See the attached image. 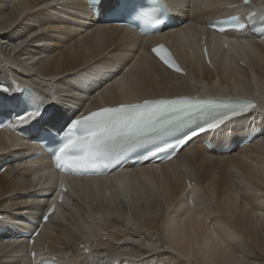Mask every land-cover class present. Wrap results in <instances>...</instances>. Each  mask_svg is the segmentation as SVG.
Instances as JSON below:
<instances>
[{
	"label": "bare ground",
	"instance_id": "bare-ground-1",
	"mask_svg": "<svg viewBox=\"0 0 264 264\" xmlns=\"http://www.w3.org/2000/svg\"><path fill=\"white\" fill-rule=\"evenodd\" d=\"M238 2L166 0L178 28L183 26L179 33L174 30L163 37L140 38L125 28L100 23L92 17L84 0H0V19L7 17V21H0V31L9 30L8 24H15L19 15L34 11L36 14L29 16L33 22L58 35L41 33L35 40L42 44L39 49L28 47L22 54L27 67L15 57L7 60L5 63L10 66L0 72L2 84L8 89L13 87L9 84L12 77L18 88L25 85L44 97L45 107L56 110V120L49 119L51 124L84 107H91L90 112L121 101L172 98L187 93L227 99L245 96L256 103L248 116L231 120L219 130L197 138L165 164L122 169L106 176L79 177L54 172L39 146L10 131L0 130V168H5L0 173L4 183L0 188V227L31 226V229L35 224L34 249L50 250L60 257L62 264H247L248 258L244 257L247 253L242 249L246 242L264 254V40L246 34L242 39L225 41L227 48L224 49V43H216L219 36L211 33L214 69L211 71L198 61V37L201 33L207 34L203 24L248 8L238 7ZM108 5L112 7L111 1L104 0L100 11L107 10ZM251 6L259 13L264 12V0H251ZM21 30L30 32V27L22 25L4 37L15 42ZM82 30L88 31V37L82 42L74 41ZM31 34L30 37L34 36ZM159 39L169 40L187 70L186 77L169 72L149 54L148 45ZM70 41L73 42L68 45ZM182 44L188 46L190 58L180 50ZM0 55L3 56L1 50ZM35 55L41 60L35 70L42 78L31 74L34 68L29 65ZM235 57L245 67L238 65ZM8 96L9 93H0V100ZM6 107L1 109L2 113ZM253 130L256 138L239 149L240 140ZM206 139L210 150L203 145ZM227 145L232 146L229 153L216 152ZM192 174L197 182L188 179L192 183L186 185L185 179ZM61 183L68 192L57 189L63 193V201L57 203L55 215L37 228L38 213L49 200L43 194ZM71 197L79 199L82 206L70 203ZM160 197L163 204L159 203ZM120 199L127 200V207L130 203L129 216L120 209ZM162 205L164 213L156 224L161 239L149 236L139 242V236L133 234L137 221L152 223L156 209ZM66 215L71 220V228L52 226ZM211 215L216 217L210 220ZM115 219L119 220L118 224ZM107 221L114 224L112 228L103 227L101 223ZM116 226L127 227L128 232L117 230ZM56 229L60 230L62 242L56 238ZM96 231L102 233L96 234ZM10 235L12 232L0 236V264L41 261V257H25L26 244L21 239L5 240ZM93 236L97 240L89 245ZM76 241L86 244L84 250L74 249ZM141 246L144 247L141 249ZM160 247L173 252L156 254L153 250ZM102 248H108L106 258ZM71 251L74 254L70 255Z\"/></svg>",
	"mask_w": 264,
	"mask_h": 264
},
{
	"label": "snow or ice",
	"instance_id": "snow-or-ice-1",
	"mask_svg": "<svg viewBox=\"0 0 264 264\" xmlns=\"http://www.w3.org/2000/svg\"><path fill=\"white\" fill-rule=\"evenodd\" d=\"M162 10V5L160 6ZM157 8L140 14L146 27L157 28L164 23L161 18H154ZM232 28L244 29L245 24L236 18L229 21ZM223 27L219 31L223 32ZM264 32V29H261ZM168 68L176 72L177 67L161 48L152 50ZM20 109L14 117L16 124H29L36 117L43 115L41 97L25 90L22 98H17ZM255 107L247 102H229L211 99L176 97L169 99L144 100L140 103H121L116 107H101L87 115L71 121L63 129L58 148L54 156V165L58 171L72 175H99L120 162L122 155L141 145L151 144L160 137L168 136L197 118L214 114L207 122V130H215L231 116ZM11 126V125H10ZM199 131L206 129L198 125ZM182 133L176 137L175 144L164 141L165 146L153 144L145 158L156 156L160 152L175 151L188 139L197 135ZM171 158V155H168ZM52 210L50 209L49 212ZM47 221L48 216L44 217Z\"/></svg>",
	"mask_w": 264,
	"mask_h": 264
},
{
	"label": "rangeland",
	"instance_id": "rangeland-1",
	"mask_svg": "<svg viewBox=\"0 0 264 264\" xmlns=\"http://www.w3.org/2000/svg\"><path fill=\"white\" fill-rule=\"evenodd\" d=\"M44 13H46L44 10H42ZM188 11L190 12V9L188 8ZM29 13H27V12H25V13H23V12H21L20 14H24V16H22L21 15V17H20V15H19V20L14 24V26L12 27L11 25H13V24H11V22L9 23L10 24V26H9V24H8V27H10V29L9 30H3L4 31V33H3V31H0V44H1V46H0V50H1V54L3 55L2 57H1V55H0V63L1 62H4V63H1V65L3 66H1L0 67V72H1V70H7L8 69V67L10 66L9 64L7 65L5 62L7 61V60H13V58L14 59H16L17 58V60L19 59L20 60V62L21 63H23V64H25V66H26V61L24 60L25 58V56L24 55H22V54H24L25 53V51H26V49H29V48H32V50L33 49H39L38 48V46H40V45H42L41 43H39L38 41L36 42L35 40H36V38H37V40H38V37L40 36V34L41 33H45L46 35H49V34H52V33H50V31L49 30H46V28L43 30V27H39L38 25H39V23L37 22V21H35V22H33V19H32V17L30 18L29 16L30 15H35L36 13L33 11V12H31L30 13V11H28ZM4 15L6 14V11L3 13ZM47 14V13H46ZM37 15H39L40 17H42V14H40V13H37ZM28 17H29V19H31L32 21H29L28 20ZM2 19H4V20H2ZM2 19H0V21L2 22H4V21H7V17H6V19L5 18H2ZM24 19V20H23ZM27 20V21H26ZM35 20V19H34ZM54 20V19H53ZM23 22V23H22ZM26 22V23H25ZM29 22V23H28ZM33 23V24H32ZM26 24H28L29 25V27H30V32H26V31H20V32H18V38H16L15 40V42H10L9 40H7L4 36H6V35H9V34H11L12 32H14L13 30H18V28H22V25H23V27L26 25ZM31 25V26H30ZM15 28V29H14ZM42 28V29H41ZM34 29V30H33ZM11 31V32H10ZM26 32V33H25ZM31 32H33L32 34H31ZM31 34V36L34 34V36H32V37H30V35L29 34ZM87 33H88V31H80L79 32V34H77L75 37H74V41H78V42H82L83 40H85L87 37H88V35H87ZM6 34V35H5ZM89 34V33H88ZM24 35V36H23ZM26 35H29L28 37L26 36ZM59 35H62V34H59ZM50 36H52V37H56V36H58V35H56V33H54V34H52V35H50ZM57 38H61V36H59V37H57ZM73 41H70L69 43H68V45L69 44H71ZM87 42V41H86ZM15 43V44H14ZM13 47H15V48H13ZM29 47V48H28ZM35 47V48H34ZM62 48H65V47H62ZM79 52H81V50L79 51ZM6 53V54H5ZM11 54H12V56H11ZM13 54H14V57H13ZM15 54H18V55H15ZM8 55V56H7ZM5 56H7L6 57V60H5ZM16 57V58H15ZM19 57V58H18ZM3 58V59H2ZM21 58V59H20ZM23 58V59H22ZM34 58L35 59H33L32 60V64H30L29 65V67L30 68H34V69H31V72H33V73H31V74H34V77H39V75L37 74V71L35 70V68L38 70V67H39V64L41 63V60H40V58H38L36 55L34 56ZM38 59V60H37ZM2 60V61H1ZM4 60V61H3ZM11 60V61H12ZM18 60V61H19ZM39 60H40V63H39ZM34 61V62H33ZM38 63V64H37ZM34 64V65H33ZM33 66V67H32ZM38 66V67H37ZM6 67V68H5ZM27 67V66H26ZM35 72V73H34ZM20 73H22L21 71H20ZM39 78H42V77H39ZM34 87H36V86H34ZM37 88V87H36ZM53 88H55V87H50V89L51 90H53ZM39 89V88H38ZM46 93H48V92H46ZM41 96V98H44L42 95H40ZM182 160H186V158H182ZM192 169V168H191ZM192 172H194L193 174H195V168H193V170H192ZM192 174V176L190 175L189 176V178L188 179H192V182H197V180H196V176L195 175H193ZM195 178V179H194ZM2 185H4V183H2V181L0 180V188L2 187ZM2 190V189H1ZM74 197H71V200H70V203H72V204H74V205H79V206H82L81 205V203H80V200L79 199H77V198H75L76 200H74L73 199ZM124 200V202H122V204H120L121 206H120V209L121 210H123L124 211V213H126L127 215H130V203H128L129 204V209H128V207H127V205H126V203H127V200L126 199H123ZM73 201V202H72ZM126 201V202H125ZM159 203L160 204H163V201H162V199H161V197L159 198ZM68 209V208H67ZM164 206L162 205V208L160 207V208H158V209H156V212H155V215H154V219H153V221H152V223H146V222H144V223H141V221L139 222V221H137V223H136V230H135V232L133 233V234H135V235H137V236H139V238H137L138 239V241L139 242H144V241H146L147 239H148V237L149 236H154V239L156 240V239H158V238H160L161 239V236H160V232H158V228H157V222L159 221V219L161 218V216H162V214L164 213ZM70 211V210H69ZM162 212V213H161ZM207 217V216H206ZM214 217H216L215 215L213 216V215H211L210 216V220L211 219H214ZM204 218H205V216H204ZM207 219V218H206ZM208 220H209V218H208ZM207 220V221H208ZM62 222L64 223V224H59V223H56V222H54L53 224H52V226L54 227V228H57V226H68V227H70L71 228V220H70V218H69V216H65V217H63V220H62ZM116 224H118L119 223V220H117V219H115V221H114ZM205 223H208V222H205ZM102 225H103V227L104 228H112L113 227V225L114 224H111L110 223V221H107V222H102L101 223ZM152 224V225H151ZM120 227H121V224H120ZM119 226H116V228L115 229H117V230H121V231H126V232H128V228L127 227H125L124 229L123 228H120ZM152 227V228H151ZM157 229H156V228ZM58 229H56L55 230V235H56V238H57V240H58V242H62V240H61V236H60V230L58 231ZM59 233V234H58ZM100 233H102V231L100 232V231H96V234H100ZM137 233V234H136ZM139 233V234H138ZM140 233H141V235H140ZM105 239V238H104ZM97 239L95 238V236H93L88 242V244L89 245H93V243L96 241ZM57 242V243H58ZM243 242V241H242ZM75 244H74V246H75V248L71 245V243L69 244L71 247H73L74 249H76V250H79V251H81V250H84V245H86L84 242L83 243H81V244H77V241L76 242H74ZM263 244V243H262ZM112 246V245H111ZM111 246L110 247H108V248H111ZM264 246V245H263ZM134 247V246H133ZM144 246H141V249L143 248ZM108 248H102V255H103V258H106V254H107V249ZM114 248H119V246H117V247H114ZM136 248H138V247H136ZM161 248V247H160ZM245 248V249H244ZM243 250H244V253H245V255H246V253H247V255L246 256H244V257H247L248 259H247V264H248V262H249V264H264V254H262V253H260L259 251H257L256 249H254L253 247H251V245L249 244V243H245L244 244V247L242 248ZM105 250H106V253L105 254H103L104 252H105ZM246 250V251H245ZM156 254H159V253H161V252H165V253H167V254H170L171 252H173V250L172 249H170L169 248V250H166V248L165 247H162L160 250H153ZM250 253V254H249ZM69 254L71 255V254H74L72 251L71 252H69ZM249 254V255H248ZM262 257H261V256ZM249 256V257H248ZM178 257H179V259L181 260V261H184L182 258H183V256H182V254L181 253H178ZM252 258V259H251ZM258 258V259H257ZM249 260V261H248ZM253 260V261H252ZM261 260V261H260ZM251 261V262H250ZM255 261V262H254ZM254 262V263H253Z\"/></svg>",
	"mask_w": 264,
	"mask_h": 264
}]
</instances>
